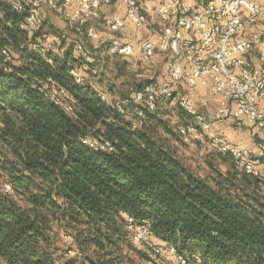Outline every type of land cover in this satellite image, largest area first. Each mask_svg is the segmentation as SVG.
Listing matches in <instances>:
<instances>
[{"label":"trees","instance_id":"obj_1","mask_svg":"<svg viewBox=\"0 0 264 264\" xmlns=\"http://www.w3.org/2000/svg\"><path fill=\"white\" fill-rule=\"evenodd\" d=\"M14 1L0 0V178L12 186L10 194L0 191V264L156 260L134 242L130 219L136 229L148 225L188 264H264V179L223 153L235 163L217 170L213 183L203 177L178 155L180 127L192 120L183 108L176 105L187 118L178 131L160 104L136 113L134 93L157 82L133 90L126 99L132 111L119 109L70 74L95 68L85 55L32 46L44 32L28 37L26 12ZM49 77L68 91L72 110L42 89ZM55 226L71 236L69 257L56 254Z\"/></svg>","mask_w":264,"mask_h":264},{"label":"built area","instance_id":"obj_2","mask_svg":"<svg viewBox=\"0 0 264 264\" xmlns=\"http://www.w3.org/2000/svg\"><path fill=\"white\" fill-rule=\"evenodd\" d=\"M114 1L15 0L13 8L26 12L21 27L28 32L30 39L41 29L49 11H59L70 28L82 32L93 42V47L99 49L101 34L92 22L100 17L103 6ZM120 2L119 11L104 17V25L110 31L118 32L132 24L136 31H148L150 37L139 40L137 45L114 37L104 45L107 53L128 57L139 52L144 61H149L158 52L167 55L169 81L145 84L134 93L133 102L141 106L137 115H143V108L155 110L161 102L183 108L192 119L180 127L184 142H196L207 136L221 153L231 155L245 173L264 179V108L261 105L264 101V64L255 66L248 59L251 50L264 45V32L252 31L259 21L264 20V0H200L199 4L188 0ZM154 17L161 23L158 30L153 27ZM43 37L41 42L35 41L32 46L42 51H54V36L44 33ZM76 52L90 58L82 42L76 43ZM2 54L7 62L9 51L3 49ZM5 69L9 67L5 66ZM70 74L76 82L100 89L96 68L83 65L81 70L72 68ZM198 86L211 89L219 97L218 107L211 116L196 103L194 93ZM42 89L65 110H72L68 91L55 86L51 77L43 83ZM100 95L104 100L109 99L104 91ZM209 105V100L203 101L204 107ZM229 119L244 120L254 127L262 150L260 156H254L250 149L223 135L213 134L215 123ZM84 142L91 146L99 144L92 138ZM0 191L10 194L11 184L0 178ZM128 229L134 231V242L145 244L157 256L169 261L175 259L177 264H188L187 258L179 254L175 246L154 239L148 225L136 229L130 219ZM70 252L74 254L72 250Z\"/></svg>","mask_w":264,"mask_h":264},{"label":"rangeland","instance_id":"obj_3","mask_svg":"<svg viewBox=\"0 0 264 264\" xmlns=\"http://www.w3.org/2000/svg\"><path fill=\"white\" fill-rule=\"evenodd\" d=\"M153 23L154 29L158 30L161 26L160 21L157 20ZM63 26L67 31V34H69L71 37L61 44L63 38L61 34L64 32L62 30ZM40 30L44 33H51L55 38L56 49L51 51L52 54H62V51L77 54V42H82L87 48L92 51L94 50L92 42L86 38L82 32L80 33L77 29L70 28L65 22L63 14H61L59 11H49L45 18L44 25ZM77 34L80 35L81 39H78ZM100 58V60L97 59L95 62V68L100 73V75L97 77L99 87L108 95V100H112V103L124 111H132L130 106L126 103V99L129 100L131 98L133 90L136 87L149 81L158 82L159 77H164L163 75H160L163 72L162 70L165 65L164 60H160L156 63L152 59L149 61H144L137 53L131 56L130 61L114 54L103 53L102 57ZM158 66L161 67L160 70L156 69ZM158 108L159 113L164 118L168 119L170 124L177 131L179 130V127L187 120L185 113H183L182 110L170 102H161ZM235 121L236 123L233 124L234 126H239L241 128L246 126L243 124L244 120ZM251 127L254 128L253 126ZM176 148L178 150V155L181 156L188 165H190L192 168H194V170L199 172L203 177L212 183L214 182L217 170L227 172L234 162V160H231V158L228 161L224 160V158L221 156V152L212 144L210 138L207 136H204L199 141L191 143H186L180 139ZM2 151L0 147V156L2 154L4 155ZM54 228L56 229L55 231L58 236L56 240L58 251L56 254L59 256H64L65 258L71 256V238H69L64 231H57L56 226ZM153 256L156 257V260H143L142 264H177L175 259L170 261L164 260L154 253Z\"/></svg>","mask_w":264,"mask_h":264},{"label":"crops","instance_id":"obj_4","mask_svg":"<svg viewBox=\"0 0 264 264\" xmlns=\"http://www.w3.org/2000/svg\"><path fill=\"white\" fill-rule=\"evenodd\" d=\"M162 1V0H158ZM192 4H199L200 0H188ZM122 7V3L120 0H115L112 4L108 6H103L101 9V15L98 19L93 20L92 25L95 26V28L100 32L101 34V39H100V46L99 49H95L93 47V51L87 48L90 54V58L88 61L93 63L94 65L97 59H101L102 54H108L106 51V48L104 45H106L112 38L114 37H119L121 39L130 41L135 43L136 45L138 44L139 40L149 38L150 34L148 31H136L135 27L132 24H129L127 28L120 30L118 32H112L110 31L103 22L104 17L109 16L117 11ZM159 20L157 17H154L153 22ZM65 25V24H64ZM63 35L65 34V37L69 34H67V31L65 30L64 26L62 27ZM254 30H261L264 32V20L259 21V23L252 28V31ZM149 34V35H148ZM64 37V36H63ZM78 39L80 38V35L77 34ZM91 41V40H90ZM92 42V41H91ZM93 43V42H92ZM137 54L140 55L139 52ZM118 56V55H117ZM141 57V56H140ZM123 59H126L128 61L131 60V56L128 57H122ZM248 59L250 62L255 65V66H261L264 64V45H260L258 48H255L251 50L248 53ZM152 60L156 62H159L160 60H164L165 65L163 68V72L160 74L161 76L163 75L164 77H159L158 82L163 83L167 82L169 80L168 78V73H167V55L163 52H158L154 57H152ZM163 62V61H162ZM157 70H160L161 67L158 66L156 68ZM194 97L196 100L197 105L202 109L206 114L208 115H213L214 111L218 107L219 104V97L211 91L209 88H205L202 86H198L194 93ZM209 100L210 105L207 107L203 106V101ZM112 102V100H109ZM262 107L264 108V101L261 103ZM236 121L233 119L229 120H224L220 121L214 124L213 127V134H219L225 136L229 141L239 144L242 147L248 148L252 151L253 155L258 157L262 154V150L258 146V135L256 134V130L252 128L250 124L247 122H243L246 126L244 128H241L239 126H234Z\"/></svg>","mask_w":264,"mask_h":264}]
</instances>
